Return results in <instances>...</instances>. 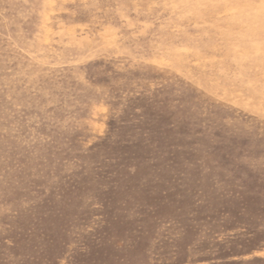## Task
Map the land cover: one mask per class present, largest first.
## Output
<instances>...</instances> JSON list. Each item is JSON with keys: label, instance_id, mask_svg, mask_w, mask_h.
Wrapping results in <instances>:
<instances>
[{"label": "rangeland", "instance_id": "374dc122", "mask_svg": "<svg viewBox=\"0 0 264 264\" xmlns=\"http://www.w3.org/2000/svg\"><path fill=\"white\" fill-rule=\"evenodd\" d=\"M0 264H264V0H0Z\"/></svg>", "mask_w": 264, "mask_h": 264}]
</instances>
